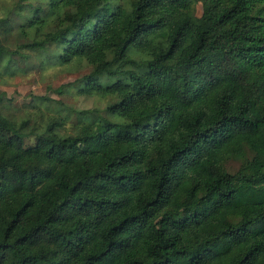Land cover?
<instances>
[{
  "label": "trees",
  "instance_id": "trees-1",
  "mask_svg": "<svg viewBox=\"0 0 264 264\" xmlns=\"http://www.w3.org/2000/svg\"><path fill=\"white\" fill-rule=\"evenodd\" d=\"M15 15L39 36L23 48L91 67L80 96L116 100L69 134L0 112V264H264V0H19Z\"/></svg>",
  "mask_w": 264,
  "mask_h": 264
},
{
  "label": "rangeland",
  "instance_id": "rangeland-1",
  "mask_svg": "<svg viewBox=\"0 0 264 264\" xmlns=\"http://www.w3.org/2000/svg\"><path fill=\"white\" fill-rule=\"evenodd\" d=\"M32 6L45 7V0H31ZM19 0H0V47L9 50L10 66L6 69V60L0 61V93H4L0 103V112L17 122L28 120L31 126L43 128L54 118H62V133L74 132L79 125L81 112L89 113L93 119L111 118L106 107L115 102L113 97H83L71 86L91 72L84 62H72L66 66L55 60L54 46L46 52H35L23 48V45L37 39V33L21 35L18 30L19 16L15 15ZM200 13V8L197 9ZM11 19L10 22H6ZM10 23V24H9ZM60 91V92H59ZM46 97L49 101H41ZM34 140H27V145ZM240 162L230 160L226 170L234 174Z\"/></svg>",
  "mask_w": 264,
  "mask_h": 264
}]
</instances>
